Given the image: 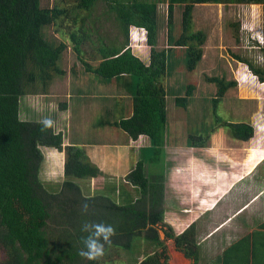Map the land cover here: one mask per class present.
Returning a JSON list of instances; mask_svg holds the SVG:
<instances>
[{
	"label": "trees",
	"instance_id": "16d2710c",
	"mask_svg": "<svg viewBox=\"0 0 264 264\" xmlns=\"http://www.w3.org/2000/svg\"><path fill=\"white\" fill-rule=\"evenodd\" d=\"M164 1L55 0L53 7H42V0H0V254L4 256L0 264H101L99 258L89 260L80 255L82 237L87 235L81 230L84 222L115 227L105 252L112 247L132 250L135 241L142 238L162 247V251L147 252L144 259L129 264H168L160 231L173 239L186 257L198 259L195 224L179 235L170 226L165 229V170L156 172L153 167V153H165L169 94L165 79L174 68L191 77L204 57L206 35L192 32L196 4H261L264 0H167L168 40L166 48L159 50V5ZM99 4L104 8L103 21L96 16ZM178 5H183L184 11L180 32L175 35ZM108 22H114L122 40L97 34ZM49 27L61 37L58 43L46 36ZM138 32L145 34L146 50L134 44L133 35ZM68 41L82 67L71 69L72 81L90 75L91 80L123 84L131 91L133 114L113 125L133 140L146 137L151 145L152 156L141 157L126 177L138 190L137 198L128 193L117 201L105 192L85 194L81 180L103 175L89 161L85 149L65 147L64 134L57 132L54 123L51 128H43L41 121L21 118L23 99L49 94L56 77L66 75L59 63L68 50ZM232 56L264 82V70L238 55ZM95 60L97 65L92 62ZM207 80L218 87L213 101L218 127L228 129L236 140H251L256 133L253 124L224 121L217 112L219 103L237 83L219 77ZM197 85L191 81L186 94L176 97L175 104L188 108ZM62 109H68L66 102ZM210 138V132L192 134L188 144L204 148ZM43 147L66 151L65 181L54 189L45 186L40 176L45 160ZM230 254H225L224 264H243L230 261Z\"/></svg>",
	"mask_w": 264,
	"mask_h": 264
},
{
	"label": "rangeland",
	"instance_id": "374dc122",
	"mask_svg": "<svg viewBox=\"0 0 264 264\" xmlns=\"http://www.w3.org/2000/svg\"><path fill=\"white\" fill-rule=\"evenodd\" d=\"M54 3L55 0H42V7H53ZM159 9L161 15L158 37L159 45L157 48L162 50L166 48L168 40V1L161 2ZM183 11V5H178L174 17L176 22L175 35H178L180 32ZM103 13V4H99L96 16H100V21L104 20ZM192 23V32H203L206 35L205 44L202 46L204 57L201 63H199L197 71L191 77H185L175 68L174 71L168 73L169 75L165 79V85L169 91L167 101L168 131L165 153L158 156L153 153V167L156 172H163V169L169 172L173 169L174 173L178 172L175 176L172 175V177L170 173L168 175L169 182L165 183V187L170 190V193H167L165 189V195H168L169 198L171 195H176L182 203L181 205L178 204L175 211L168 209L164 216L166 222L165 229L169 230V225L174 224L171 228L175 234H179L180 231L184 230L188 220H184V223H181L182 221H179L180 218L175 220L176 214L184 211L191 213L198 203L201 202V199L204 197L202 195L206 194L208 196L210 192L209 188L205 189V182L197 180L198 182L195 183L192 182L193 180H187L188 176L185 171L186 169L189 170V167L192 165L191 159L193 161L202 159L211 168L224 169L239 165L245 159V149L239 147V141L231 137L228 129L219 128V124L215 122L213 101L216 98L218 87L216 84L208 82L207 77H219L224 78L228 82L235 81L237 83L219 103L217 112L224 121L249 122L253 124L256 128L255 135L264 138V82L246 64L232 56V54L238 55L264 70V3L196 4L193 10ZM105 25L106 28H101L97 34L108 38L113 36L114 38L122 37L120 32L114 27V22H108ZM97 27L96 29H99L98 24ZM46 36L55 43H58L61 38L54 27H49L46 30ZM133 37L136 40L134 44L137 49L146 50L148 48L146 47V37L143 32L134 33ZM68 44V50L64 52L63 58L59 63L60 67L66 71V75L56 77L49 94L31 95L23 99L20 113L21 118L36 121H42L45 117L51 118L55 123L57 132H64V135L66 134V137L68 136L69 139H74L72 129L71 131L69 130L74 120L72 127H77V131L74 132V141L79 143L97 140L105 142V139L108 141L113 129H111V126H108L109 124L102 126L101 122L114 121L117 118L112 115L105 117V115H101V113L96 111L95 107L98 105L105 110L108 104H111L106 101L105 97L116 96L118 92L123 90V85L115 86L113 83H109L103 87L101 84L91 83V78L89 77V86L87 88V85L82 80L72 81L69 75L70 71L75 65L76 69H78L81 63L77 59L71 42L68 41ZM86 48L89 50V45ZM97 60L92 61L93 64L97 65ZM77 63H80V65ZM80 68L82 67L80 66ZM193 80L198 85L189 101L188 108L177 106L175 104L176 97L184 96L188 84ZM82 87H85V90L83 93H80ZM88 92L89 96H87ZM65 102L68 104L67 110L62 109ZM87 108H89V115L81 119L82 116L84 117L87 114L85 112ZM79 110H83V112L79 113ZM208 132H210L211 138L206 147L191 148L189 146L188 138L190 135H206ZM112 133H114V130ZM115 133L112 135L114 136L113 139H122L121 137H117ZM118 133L125 138L121 131H118ZM142 139L143 141L138 144L140 148L136 147L134 149L135 156L132 158L133 162L130 170L140 160L141 155L142 158L146 157V155L152 156L149 155L148 139L145 137ZM69 145L67 141L64 142L65 147ZM143 148H146V150L143 151ZM43 152L45 160L40 176L45 186L48 188L53 187L54 189L65 181L64 169L61 164L66 160V151L65 149L59 151L43 147ZM137 152L139 157H137ZM262 157L263 155H260V157L255 159L252 166L262 159ZM89 161L91 162L90 159ZM262 167H264V162L260 168ZM100 171L103 173L101 175L103 178L97 181L98 184L96 183L95 190L97 192H105L117 201H121V197L123 196H128V193L133 198L139 197L138 190L126 180L130 171L125 177L121 178L119 185L114 183L113 178H106L107 175L105 176V173L102 170ZM259 172L260 169L257 173L259 174ZM204 173L209 176L212 170ZM93 181L92 179L81 180L82 183H80L85 194L93 195L96 192L92 188L94 186ZM237 186L239 187L235 188L233 194L221 202L215 212L207 213L204 216L202 215L204 210H198L197 215L202 218V231L207 233L210 228L217 227L222 221H225L231 215L233 216L234 209L240 205L239 202H245L248 195L246 194L247 187L245 183H240ZM194 190L195 193H190V191ZM184 214L186 215V213ZM244 219L245 215L243 213V215L234 220V223L236 222L237 225L232 223L231 226L244 227ZM162 240L165 242L167 248L174 246V240L167 238L166 235L162 236ZM156 249H158L157 246L150 244L142 238L135 241L134 247L129 251L114 247L109 248L99 257V260L101 264H129L134 259L136 261L137 258L142 260L147 252H153ZM3 258V254H0V261Z\"/></svg>",
	"mask_w": 264,
	"mask_h": 264
},
{
	"label": "crops",
	"instance_id": "0c3cea01",
	"mask_svg": "<svg viewBox=\"0 0 264 264\" xmlns=\"http://www.w3.org/2000/svg\"><path fill=\"white\" fill-rule=\"evenodd\" d=\"M89 77L91 78L90 75ZM89 77H84L83 80L80 79L85 82L87 88L89 86ZM91 83L101 84L103 87L109 84L102 81H96L94 79L91 80ZM84 88H81L80 93L84 92ZM87 96H89V92ZM95 96L98 97L99 95ZM132 97L133 96L130 89L125 88L123 85V90L118 92L116 96L105 97L106 101L111 103L108 104L105 110H103V108L98 105L95 107L96 111L101 113V115H105V117L112 115L113 117L115 116L117 118L114 121L109 120L108 122H101V125L103 126L109 124L108 126H111V129L114 130V133L116 132L115 135L117 134V137H121L122 139H113L114 136L112 135L114 133H112V130L110 134L111 136H109L110 139L108 141L105 139V142H100L97 140L88 143H79L74 141V132L77 131V127H72L74 120L69 127L70 131L72 129L74 139H69L68 136L66 137V134L64 135V142L67 141L70 145L84 148L91 162L95 164L100 170H102L105 173V176L107 175L106 178H113L114 183H117V185H119V181L121 178H123V176L125 177L129 171H132L130 169L133 162L132 158L135 156L134 149L136 147L140 148V145L138 144H140V142L143 141L142 138H144V136H140L138 140H133L127 135L126 132L113 125L117 122H120L122 119L130 117L133 114ZM80 112H83V110H79V113ZM85 112L87 114L84 117L82 116L81 119H84L87 117V115H89V108H87ZM118 131H121L125 138H123L122 135L118 133ZM236 141H239V147H243L245 149V159L241 161L239 165L230 166V168L227 169L216 167L211 168L206 162L202 161V159H197L194 161L191 159L192 165L189 167V170L186 169L185 171L188 176L187 180H193L192 182L195 183L198 181L205 182V189L209 188L210 192L208 196L206 194L202 195L204 197L201 199V202L198 203L196 208L193 209L191 213H187L185 211L182 213H177L175 220L180 218L179 221L184 223L183 221L188 219L186 227L184 230L180 231L179 234L187 230L192 224L196 225L197 238L199 241V256L196 260L186 257L183 252L177 250L174 242V246L171 248H167L166 246L167 256L169 257L168 264H224L226 259L225 254L228 251L231 252L229 260L232 262L239 261V263L241 262L243 264H264V167L260 168L264 162V138L262 136L259 137L255 135L249 141ZM148 144V148H151L149 140ZM142 150L144 151L146 148H143ZM260 155H263L262 159L252 166L255 159L260 157ZM137 157H139V154ZM64 164L65 160L64 163L61 164L63 169ZM259 169L260 172L258 174L257 172ZM210 170H212L211 175H205L204 172H210ZM170 173L172 177V175L175 176V174L178 172L174 173L173 169L171 172L165 170V183L169 182L168 175H170ZM181 177L184 178L183 175H181ZM102 178L103 177L101 176L92 178V180H94V186H92L93 191H96V183L98 184L97 181H100ZM240 183H245L247 187L246 194L248 195L245 202H239L240 205L234 209L233 216L231 215V217L225 221H222L219 225H217V227L210 228L207 233L202 231V218L197 215L198 212L204 210V213H202L204 216L207 213L215 212L221 202L233 194V191L235 188L239 187L237 185ZM165 189L167 193H170L168 188L165 187ZM191 192L195 193V190L190 191V193ZM178 198L179 197L176 195H171L170 198L168 195H165L163 201L164 216L168 209L175 211L178 207V204H182ZM184 213H186V215ZM243 213L245 215V219L244 222H241H243L244 227L231 226L232 223L237 225L236 222L234 223V220L243 215ZM172 225L174 226V224H170L169 226L171 227ZM156 250L162 251V247H158Z\"/></svg>",
	"mask_w": 264,
	"mask_h": 264
},
{
	"label": "clouds",
	"instance_id": "9594fccd",
	"mask_svg": "<svg viewBox=\"0 0 264 264\" xmlns=\"http://www.w3.org/2000/svg\"><path fill=\"white\" fill-rule=\"evenodd\" d=\"M41 123L43 128H51L54 122L51 118L45 117ZM84 207L87 208V204ZM81 230L87 235L82 237L84 247L80 250V255L89 260H96L104 254L105 245L111 242L116 231L112 224L104 222H84Z\"/></svg>",
	"mask_w": 264,
	"mask_h": 264
},
{
	"label": "water",
	"instance_id": "95a60500",
	"mask_svg": "<svg viewBox=\"0 0 264 264\" xmlns=\"http://www.w3.org/2000/svg\"><path fill=\"white\" fill-rule=\"evenodd\" d=\"M165 235L163 231H161V236Z\"/></svg>",
	"mask_w": 264,
	"mask_h": 264
}]
</instances>
